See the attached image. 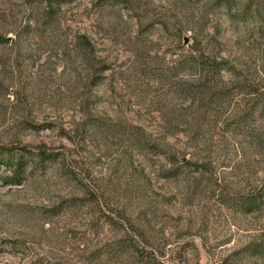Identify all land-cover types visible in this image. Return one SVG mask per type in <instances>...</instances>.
<instances>
[{
	"label": "rangeland",
	"instance_id": "rangeland-1",
	"mask_svg": "<svg viewBox=\"0 0 264 264\" xmlns=\"http://www.w3.org/2000/svg\"><path fill=\"white\" fill-rule=\"evenodd\" d=\"M0 264H264V0H0Z\"/></svg>",
	"mask_w": 264,
	"mask_h": 264
},
{
	"label": "trees",
	"instance_id": "trees-1",
	"mask_svg": "<svg viewBox=\"0 0 264 264\" xmlns=\"http://www.w3.org/2000/svg\"><path fill=\"white\" fill-rule=\"evenodd\" d=\"M56 1V0H55ZM60 1H65V0H60ZM16 168V170H18V171H20L21 170V167L20 166H18V167H15ZM16 173H18V172H16Z\"/></svg>",
	"mask_w": 264,
	"mask_h": 264
}]
</instances>
